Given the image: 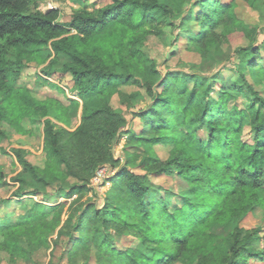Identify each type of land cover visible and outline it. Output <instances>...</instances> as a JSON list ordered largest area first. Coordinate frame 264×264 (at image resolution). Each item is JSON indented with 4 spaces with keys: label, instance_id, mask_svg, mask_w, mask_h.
Segmentation results:
<instances>
[{
    "label": "trees",
    "instance_id": "1",
    "mask_svg": "<svg viewBox=\"0 0 264 264\" xmlns=\"http://www.w3.org/2000/svg\"><path fill=\"white\" fill-rule=\"evenodd\" d=\"M45 1L0 0V123L20 133L26 132V118L33 126L41 124L46 152L41 166L25 158L24 148H13L23 169L12 178L16 189L11 197L44 193L43 200L51 202L56 196L76 197L65 220L62 203L47 207L43 200L18 218L0 217V253L9 262L32 264H43L41 257L52 244L53 252H67L70 264L91 259L94 264H247L250 255L264 259V237L243 224L264 196V94L257 88L264 87V38H259V25L249 27L238 18V0H111L83 4L67 22L59 21V8L40 10ZM192 21L199 30L187 40L203 57L219 51L237 31L248 43L213 74L173 71L169 65L161 69L144 51L149 37L164 38L172 28L174 45L188 34ZM31 64L41 66L44 84L70 77V88L80 97L73 100L81 106L76 127H67L72 112L60 101L39 99L18 85ZM228 70L237 77L227 80ZM115 94L124 109L112 106ZM147 96L151 103L139 107ZM242 98L245 107L239 104ZM136 117L139 131L132 126ZM246 127L250 140L243 139ZM4 138L8 134L0 130V141ZM123 138V155L117 158L114 146ZM160 144L172 146L166 157L156 150ZM120 161L125 162L119 166ZM105 165L119 166L104 182L112 183L119 203L105 197L102 206L84 204L91 180ZM173 173L183 176L188 187L180 194L184 203L169 213L172 195L158 199L147 175ZM214 225L229 226V233H213ZM112 229L138 237L147 252H119Z\"/></svg>",
    "mask_w": 264,
    "mask_h": 264
},
{
    "label": "rangeland",
    "instance_id": "2",
    "mask_svg": "<svg viewBox=\"0 0 264 264\" xmlns=\"http://www.w3.org/2000/svg\"><path fill=\"white\" fill-rule=\"evenodd\" d=\"M111 0H48L40 3L39 9L46 12L52 8H59L61 10V14L59 17V21L67 22L71 18L72 12L82 6L83 4L88 5H102L110 2ZM222 2L232 1V0H220ZM91 8H93L91 6ZM235 12L241 20H243L249 27L254 25H259L260 27V36L259 38L262 40L264 38L263 32L264 29V0H255L253 4L250 1H240L238 0V6L235 9ZM199 26L195 21H192L188 34L182 36L177 43L174 45L171 43L173 40V29L169 28L165 37H158L152 35L149 37L146 45L144 47L145 53L153 59H156L159 62V66L161 69H164L165 65H169L170 70L173 71H200L206 74H213L219 71L220 67L225 65H229V59L234 53L235 49L239 46L246 45L248 40L246 36L242 32H234L228 36V42L221 45V49L218 51V48L210 51L206 57L197 52L195 46L189 45L190 41L187 40V35H190L192 31H198ZM218 31V30H217ZM48 53H45L47 55ZM40 67L37 64H31L28 67H25L23 73L19 79V86H24L30 89L35 96L39 99H47L53 98L60 101L65 107L72 112V117L70 124L67 125L68 128L76 127L80 122L81 116V106L78 108L76 101L79 100L75 90L70 88V77L65 76L60 82L58 80H54L52 84H44L42 82V76L40 74ZM237 77V74L233 71H226L225 78L227 80ZM56 85V86H55ZM219 86V85H217ZM262 85H258L257 88L261 90L264 94V87L261 88ZM131 89V87L129 88ZM218 89L215 91V95L218 93ZM244 99L239 100V104L241 107H245L246 105L242 102ZM147 103H151V98L147 96V100L142 102L139 107H143ZM233 100L229 102L230 107L233 105ZM111 104L114 108H123V105L120 103L119 96L115 94L112 98ZM78 109L76 110L74 109ZM75 111V112H73ZM74 113V114H73ZM131 118V116H129ZM24 127L26 128L25 133H20L17 130V127L11 125L8 122L0 123V130H4L8 134V138H4L0 141V217L5 218H18L20 215L26 213L28 209L32 206L35 201H42L44 199V193H40L37 196H24L22 198L11 197V192L16 189L15 183L12 178L17 176L22 172V166L17 161L16 155L13 152L14 147H22L25 149V158L30 162L43 166L45 162V154L46 152L43 149V134L40 127L33 126L29 122V120L24 119L23 121ZM63 123L60 122L62 126ZM141 120L139 117L133 118L132 126L136 131L141 129ZM202 135L206 132L204 130L199 131ZM201 135V134H200ZM251 132L249 127H246L243 131V139L250 140ZM125 139L123 138L121 141L115 144L114 152L116 157H122L123 155V145ZM172 146H164L162 144L156 146V150L162 157H166L168 155L169 150ZM4 149V150H2ZM125 161H120V165H123ZM119 166L116 168L119 169ZM114 170V169H113ZM110 170L107 172L99 173L96 172V175L90 183V190L86 195H84L83 201L84 204H98L103 205L104 198L108 197V199L117 206L119 203L120 197L113 192L111 189L112 183L107 182L104 184L105 179L107 178L108 173L113 172ZM138 172L144 173L141 169H137ZM112 175V174H111ZM147 179L150 182L153 189L157 190V197L160 200L166 198L167 195L171 197V201L168 205L167 212L172 213L174 210L178 209L183 203V198L180 195L188 187V181L179 175L178 173H173L171 175H147ZM55 189V188H54ZM54 189H49L48 192L54 191ZM264 193V187L262 192ZM56 195V193H55ZM76 197L73 195L72 197H55L56 199L53 202L48 199L43 200L46 203L47 207L50 205L62 203L59 208H61V218L63 220L67 219L71 212L70 203ZM46 198V197H45ZM8 199L10 202L1 203ZM86 202V203H85ZM255 208L249 212L243 221L244 227L249 230H259L260 237H264V196L259 205L254 206ZM49 211V208H46ZM75 220V216L72 221ZM59 227L55 229L53 236H57V231ZM229 226L224 225H214L212 227V232L217 235L228 234ZM112 236L114 238L115 246L118 248V251L121 252L124 249H133L139 253L147 252V246L142 243V241L132 235L131 233H118L116 230H111ZM258 242H256V245ZM264 242L260 243V247H263ZM54 244L48 249L46 254H43L41 257L42 263L47 264L48 262L53 261L55 264H70L68 261L67 252L62 253L59 251H52ZM56 248V247H55ZM186 260L189 261L188 258ZM0 263L1 264H32L30 261H25L23 259H19L17 262H9L8 256L5 253H0ZM94 259H91L88 264H94ZM195 264V262H193ZM175 264H182L181 262H176ZM247 264H264V259H261L257 256L250 255L247 258Z\"/></svg>",
    "mask_w": 264,
    "mask_h": 264
},
{
    "label": "built area",
    "instance_id": "3",
    "mask_svg": "<svg viewBox=\"0 0 264 264\" xmlns=\"http://www.w3.org/2000/svg\"><path fill=\"white\" fill-rule=\"evenodd\" d=\"M118 158V157H117ZM114 168H112V167H110L109 165H105V166H103V167H101L97 172H98V175H99V173H100V175H101V173L102 172H104L105 170H107V172L108 171H110V170H113ZM116 170L114 169L113 170V172H111V173H108V175L110 174H113L114 172H115ZM98 175H96L97 177H98ZM109 175V176H110ZM109 176H107V178L109 177ZM105 182V181H104ZM105 184V183H104Z\"/></svg>",
    "mask_w": 264,
    "mask_h": 264
}]
</instances>
